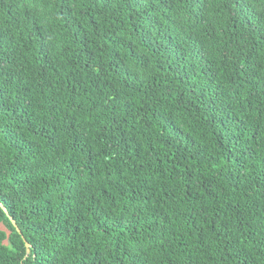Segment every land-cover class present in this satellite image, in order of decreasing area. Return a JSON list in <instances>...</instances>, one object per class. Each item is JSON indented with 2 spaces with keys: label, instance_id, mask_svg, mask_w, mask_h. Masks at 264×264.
Returning <instances> with one entry per match:
<instances>
[{
  "label": "trees",
  "instance_id": "16d2710c",
  "mask_svg": "<svg viewBox=\"0 0 264 264\" xmlns=\"http://www.w3.org/2000/svg\"><path fill=\"white\" fill-rule=\"evenodd\" d=\"M0 264H264V0H0Z\"/></svg>",
  "mask_w": 264,
  "mask_h": 264
},
{
  "label": "water",
  "instance_id": "95a60500",
  "mask_svg": "<svg viewBox=\"0 0 264 264\" xmlns=\"http://www.w3.org/2000/svg\"><path fill=\"white\" fill-rule=\"evenodd\" d=\"M26 248H28V246L26 245Z\"/></svg>",
  "mask_w": 264,
  "mask_h": 264
}]
</instances>
